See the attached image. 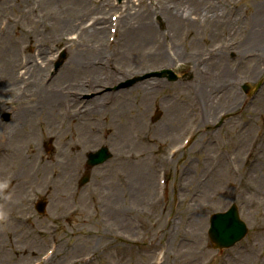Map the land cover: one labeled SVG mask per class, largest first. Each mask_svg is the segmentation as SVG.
I'll list each match as a JSON object with an SVG mask.
<instances>
[{"label":"rangeland","instance_id":"rangeland-1","mask_svg":"<svg viewBox=\"0 0 264 264\" xmlns=\"http://www.w3.org/2000/svg\"><path fill=\"white\" fill-rule=\"evenodd\" d=\"M103 1H106L107 5L113 8L107 14L97 9V5H102ZM136 1L137 0H52L46 3L44 0H0V102H4L0 104V124L7 125L12 119L10 103L20 101L22 98L29 100L27 96H31L33 92H35V84L33 83V77H31V74H35L31 71V68L35 69L33 67V62L35 65L41 64L44 68L43 75L41 74L44 76V86H57L64 90L68 88L69 85H66L67 81H64L66 78H61L60 75L65 70L64 66L69 65V59L62 64L61 68L55 71L53 65L56 62L57 56L62 53V50H67V52H70V58V56L72 57L74 54L73 51L78 47L83 50H89L90 46L93 44L92 40L88 39V34L87 37L86 33L82 35L79 34L80 30L78 31L75 28V26L77 27L76 24L74 26L72 25V29L64 33L63 36H58L59 41H57L56 35H58L59 31L58 27L54 26L59 25L62 20H66V23H68L69 20L73 21L79 19L77 24L79 25L82 23L81 28H92L95 21L105 18L107 23L105 24L106 34L104 42H106L107 37H109L111 45L109 43L110 46L106 48L104 53L97 55V58L92 57V59L85 61V63L89 62L85 65H91L94 68L98 66L104 69L105 73L114 69H120V72L124 74H118L114 78L105 79L104 83H106L103 87H95L92 88L93 91L79 95V100L82 102H89L95 95H115L118 94V92L131 91L132 88L137 85L148 83L151 86L148 93L150 102H148L146 110L141 113L142 122L140 124L145 122L149 129L152 128L155 130L154 135L157 138V142L163 145V147H161L162 152L170 149L174 145H177L178 148H183L179 155L173 159L174 162L171 166V170L167 174L168 178L164 189L157 185L156 180V174L159 170L157 163H155V158L156 155L160 154V150H157L155 146L150 149L147 169H150L153 173V177L151 176L152 189L148 191L146 198L136 205V208L139 211L147 213L148 207L145 205L146 202L148 201V203H150L155 201L157 204L152 210L153 215L150 214L148 216L150 219L153 217L154 221L151 225L142 228L138 225L136 229L128 222L132 227L130 230H124L123 232L126 234L130 233V237L139 239L143 243L153 241L154 244L158 245L160 247L158 251L161 252L157 255L156 264H160L162 261H164V264L173 263L175 257L163 260L162 256H159L163 255L164 249L174 256L176 252H179V247H171L174 242L173 238H169V243L166 239H162L160 232H162L164 228V223L166 220L171 219L181 226L185 218H187L189 223L183 224L187 225L185 230H189L190 224L197 215L192 219L188 218V214H191V212L188 203L186 201L183 202V200L186 199L185 196H188V199L190 198L191 200L202 202L203 189L212 185L211 183L219 178L218 183H221V186L231 184L228 187L230 194L224 198L225 201L222 200L218 204L213 203L214 205L212 206L210 202L209 208L203 213V216L206 218V223H203V227L201 226L200 228L202 240L199 241V245L204 253L201 259H194L196 261L190 264H236L232 262V259L237 255L245 254V252L258 241L257 238L260 237V233L264 232V220H258L259 217L253 214L251 210H248L249 208L247 206L243 207V198H240V196L237 198L236 196V191L242 190V188L246 189L244 186V182H246L245 179L258 174L257 171L254 170L250 174L251 169L248 161L251 160V157L246 156L250 150L245 144H239L242 140L240 139L237 129L240 126L248 127L249 114H252L257 99L260 98V96H264V52H260L261 45L264 46V41L261 42L262 44H259V51H257L258 49L256 47L248 48L249 36L247 29H249V26L247 24L249 23L245 21L246 19L249 21V19L252 18L258 4L264 2V0H218L214 10H219V12L222 10V13H218V19L214 20V22H212L213 20L204 19L202 15L193 21L195 23L191 21L186 27H184V24L177 21L178 25L174 24L172 29L164 13L162 0H141L139 5ZM203 1L206 2L207 0ZM203 1L199 3L193 0H178L180 3L190 2L192 5H196L201 9L203 7L207 8L206 3ZM235 4L237 8L234 10L232 6ZM143 7L144 10L148 9L146 14L152 24L150 27L151 34L147 36L149 42H143L139 37L140 33L143 32L141 29L143 27L140 28L139 25L137 27L136 24H132L133 30L131 31L133 35L132 39L130 36V39L134 41L128 45L130 42L129 40L127 45H125L126 40H122L118 28L116 29V27L111 26V24L117 16L128 13L130 9H133L132 11H138L142 10ZM154 8L157 11L155 12L156 14H153L151 11ZM231 9H233V11ZM192 18L194 19L195 16H192ZM234 18L238 20V23H236L238 25L236 26H233L234 23L233 25L231 24ZM111 20L112 22L110 23ZM87 23L90 25L87 26ZM225 23L229 25L226 26ZM14 24H17L19 29L28 34V41L26 38H23V35L16 34ZM110 30L115 31L113 37L111 35L108 36ZM69 42H73V46L70 50H68ZM62 47H65V49H61ZM9 48L11 50H9ZM226 48H231L233 51L227 52ZM158 49L161 50L163 56L162 61L155 58V53ZM77 51L79 52L78 49ZM153 59L157 61L154 62ZM7 60L17 68L15 71L17 77H15L13 81L7 80L3 75V65H6ZM222 65H228L230 68V82H228L230 87L228 90L231 91L233 96H230L229 100L219 103L222 105H218V107H220L215 112L217 116L211 117L214 121L208 123L206 128L202 129L200 134L193 137L191 140L187 137L190 141L186 146H183L182 143L184 140L182 141V139L185 137L184 133L186 130H189L188 128L194 125V120L190 119V117L188 119L186 116L185 107H194V95L197 86L200 85L203 89H205V87H211L210 92L212 95L218 93L223 94L224 90L227 92L224 86L225 83H211L219 77V67ZM161 69H170L174 71V73L180 75L189 72L193 78H191L189 82L175 84H168L164 80L145 79L129 88L115 90L121 83L136 78H143L145 75ZM20 73L23 74V77H20ZM24 73H26V75H24ZM58 76L59 79H57ZM90 78L91 75L86 72L78 78V83L82 86L86 83L88 87V85H90ZM258 82H263V85L256 94L249 97L242 94L241 85L243 83L253 86ZM94 89H97V93H93ZM126 95L127 94H124V96ZM218 95V97H221V94ZM140 96L138 91L131 93V99H139ZM119 98V100L114 98L110 100V102L104 103V105H106L108 109H111L123 101L121 97ZM81 104L83 105V103ZM168 104L174 106L168 110V106H166ZM82 105H80V107ZM223 105L230 108H226ZM38 106L44 110L41 107L43 106L42 103L38 104ZM180 107L182 108L180 109ZM55 108L59 110L57 106ZM102 110L103 109L95 110L92 115H97L98 118L103 119L102 123L104 122V125L100 123L101 119L98 120L100 124L99 128L102 132L106 131L108 133L106 137H110L115 131L121 129H125L128 132V136L130 135L132 125L130 123H125L124 119L122 122L119 118L111 120V127L105 126L106 122H108L107 120L110 119V115L107 112L102 113ZM156 111L161 113V118L157 123L153 124L151 120ZM38 112H41V110H34L33 115ZM57 113L58 112H56V114ZM183 116L187 117V121L182 120ZM42 117L44 118V116ZM259 117H261V120L254 124L255 127L261 126L264 113H261ZM172 118H177L178 122L175 125L171 124L169 128L170 134L168 135L164 132L161 134L158 132V128L166 125V121ZM252 118L255 119L254 116ZM211 119H209V121ZM221 119L225 120L223 124L216 129L215 125ZM132 122L135 125L134 118ZM43 124V127L41 126L40 129L42 130V128H44V132L41 133L37 130V134L41 135L39 147L44 161L52 165L55 162V156L58 153V148L61 143L60 140L58 144V139H60V137L55 138L53 131L56 128L61 129V126H59L61 122L56 119V121L53 120L51 124L48 122H44ZM71 132L75 133L77 137V139H75L77 147L72 150L74 152L73 155L82 156L84 150L82 151L83 147L78 144V141H82L80 138L82 134L79 132L76 133L74 129L72 131H67L68 134ZM210 136L211 138H209ZM187 138H185V140ZM112 142L113 140L108 138L95 148H92L90 145L86 148L84 151L85 153L81 157L79 169L76 171H73L74 169L71 170V187L77 196L85 197V193L97 182L95 176L110 170L115 154L112 150L114 149ZM48 146L50 152H47ZM102 147L108 149L111 154V159L103 165L91 169L89 171L88 184L80 188L78 182L86 171L85 162L87 154L95 152ZM79 149L80 152L77 154ZM220 149H223L222 151L224 152ZM157 157L159 158L160 156ZM226 157L228 158L226 161L227 164H229L230 159L233 161L234 168L236 169L234 173H231L232 169L226 171L222 166L217 168V165L220 166L222 160L225 161L224 159ZM263 165L262 167L264 168ZM112 169H116V171L122 170L118 168V165L114 164ZM107 172L105 174L106 176L100 179L102 183L108 181L112 176L111 171L109 173ZM48 173L51 174V172ZM48 173L37 175L38 177H32L27 174L24 176L26 183L22 185L24 181V178H22L14 189V193L10 196V200L21 198L22 203L19 205V201H17L16 207L18 211H20L19 214H21V217L24 220H28L25 225H10L9 232L12 242L17 248H19V246H24L34 250L33 256L30 257L26 254V257H21L19 259L12 258L13 260H10V264H29L37 255L40 257L44 254L50 239H54L56 242L61 240L62 243L71 242V238L66 233V230H68L67 226L70 222L74 223L76 220V217H74L75 215L73 217L71 215V207L74 203L68 201L66 204H63L61 202L60 195L63 194V188L59 178L55 175H49ZM261 174L263 175V173ZM261 174H258V176L262 177ZM160 182L162 183L161 179ZM240 182H242V184ZM28 185L35 187L36 190L26 193L25 187ZM193 189L194 191L198 190L200 194L190 192ZM247 190L249 189L247 188ZM98 191L105 196H109L111 188L104 185V188H98ZM118 192L120 194L118 199H116L118 200V207L124 211L127 207L125 205L126 200H130L133 197L132 195H127L129 193L121 194L120 191ZM195 194H197V196H195ZM38 200H45L47 202L46 212L42 216L37 215L34 211V204ZM143 201L144 203H142ZM232 204L237 206L239 217L245 223L248 232L246 237L233 248L218 253L210 249L208 244L206 237L207 220L210 215L224 212ZM98 207L102 210L103 206L98 205ZM0 213L2 214L1 211ZM62 213L70 216V222H63L61 220L64 218L61 215ZM91 213L93 214L94 210L91 211ZM80 214L85 215L86 213L80 212ZM33 230H35L36 233L33 232ZM149 231L152 232L151 235H148ZM1 239L4 238L3 234L0 232V240ZM32 244L36 245L33 246ZM144 256V253H137L135 250H131V248H112L106 252V260L110 264H149ZM56 263L57 261L55 264Z\"/></svg>","mask_w":264,"mask_h":264},{"label":"bare ground","instance_id":"bare-ground-1","mask_svg":"<svg viewBox=\"0 0 264 264\" xmlns=\"http://www.w3.org/2000/svg\"><path fill=\"white\" fill-rule=\"evenodd\" d=\"M44 1L48 3L52 0ZM193 1L201 3L203 0ZM136 2H138L139 5L141 0H137ZM162 2L164 13L168 18L171 29L174 24H177V21L184 24V27H186L191 21L195 23L193 21L202 15L204 19L213 20L212 22H214V20L218 19V13H222V10L220 12L219 10H214L218 0L203 1L206 3L207 8L203 7L202 9L198 8L196 5H192L190 2L180 3L178 0H162ZM232 8H237V5L235 4ZM97 9L107 14L113 8L109 7L106 1H103L102 5H97ZM132 10L133 9H130L126 15L120 16L118 19L117 28L122 40H126L125 45H127L129 40L130 42L128 45L134 41H131L133 35L131 30H133L132 24H136L137 27L138 25L140 28L143 27L141 28L143 32L139 35L141 40L143 42H149L147 36L151 34L150 27L152 24L146 14L148 9L144 10L143 7L142 10ZM151 11L153 14L157 12L155 8ZM192 16H195V18L193 19ZM245 21L249 23L247 24L249 26V29H247L249 36L248 48L256 47L258 49L257 51H259V44L264 41V2L258 4L252 18L249 19V21L248 19ZM78 22L79 19L73 21L69 20L68 23H66V20H62L59 25L54 26L58 27L59 31L58 35H56L57 41H59L58 36H63L64 33L72 29V25L74 26L76 24L77 27L75 26V28L78 31L80 30L79 34L82 35L86 33V37L88 34V39H91L93 42L89 50H83L78 47L77 49L79 52L77 49L74 50V54L72 57L70 56V58V52H66L69 65L64 66L65 70L61 73L60 77L66 78L64 81H67L66 85H69L68 88L63 90L57 86H44L43 83L45 80L44 76H42L44 68L41 64L35 65L33 62V67L35 69L31 68V71L35 74H31V77H33V83L35 84V92H33L31 96H27L29 100L22 98L20 101L10 103L12 119L7 125L0 124V211L2 212V214L0 213V232L3 234L4 238L0 240V264H6V262L10 264V260L26 257V254L30 257L34 255V250L32 248H26L24 246H19V248H17L12 242L9 232L10 225H20L24 219L21 217V214H19L20 211H18L16 207L17 201H19V205L22 203L21 198L10 200V196L14 193V189L17 187L19 181L27 174L32 177H38L37 175L47 174L48 172H51V174L48 173L49 175H55L59 178L63 188V194L60 195L61 202L63 204H66L68 201L74 203L71 207V215L72 217L75 215L74 217H76V220L72 223L70 222V216L62 213L61 215L64 218L61 220L63 222H70L67 226L68 230H66V233L71 238V242L62 243L61 240H59L57 242L58 247L56 246L55 250H51L45 259L39 260L37 255L29 264H55L56 261V264H110L106 260V252L112 248H131V250H135L137 253H144V258L147 263L156 264L155 259L157 251L160 249L158 245L154 244L153 241L143 243L139 239L130 237V233L126 234L123 232L124 230H130L132 226L134 229L138 228V225L142 228L152 224L154 221L153 217L150 219L148 216L150 214L153 215L152 210L157 204L155 201L150 203H148V201L146 202L145 205L148 207L147 213L139 211L136 208V205L146 198L148 191L152 189L151 176L153 177V173L150 169H147L151 146L157 144L156 147H162V144L156 142L157 138L154 135V131L150 130L145 122L140 124L142 122L141 113L146 110L148 102H150L148 93L151 86L148 83L141 84L133 87L132 90L128 92H118V94L110 96L105 94L95 95L89 102H82L79 100V95L93 91L92 88L103 87L106 83H104L105 79H111L118 74L124 73H121L120 69H114L105 73L104 69L98 66L94 68L91 65H85L89 63H85V61L92 59V57L97 58V55L104 53L109 46L104 42L106 34L105 24L107 21L105 18L95 21L92 28H81L82 23L78 25ZM236 23H238V20L234 18L231 24L236 26L238 25ZM225 24L227 26L230 22L229 24ZM14 29L17 35H23V38H26L28 41V34L19 29L17 24H14ZM68 46V50H70L73 46V42H69ZM9 50L11 49L9 48ZM226 50L227 52L233 51L231 48H226ZM260 52H264L263 45H261ZM155 55L157 60H163L160 49L156 51ZM157 60L153 59L154 62ZM3 66L4 77L9 81H13L14 78L17 77L15 72L17 69L16 66L8 60L6 65ZM219 69V77L211 83H225L224 86L227 92L224 90L223 94L220 93L221 97H217L218 94L215 96L211 94V87L204 86L205 89H203L200 85H196L197 90L194 95L195 108L191 107L190 109L195 110V116L199 118V122L197 123V127L192 131L193 133L208 122V117L210 115L215 114V111L219 109L218 105H222L219 103L227 101L230 99V96H233L231 91L228 90L230 87L228 82H230L231 73L229 66L222 65ZM86 72L91 75L90 85H88V87L86 83H84V86L78 83V78ZM19 75L23 77V74L20 73ZM24 75H26V73H24ZM57 79H59V76ZM96 90L97 89H94L93 93H97ZM136 91H138L141 96L139 99H131V93ZM124 94H127V97L124 96ZM119 97L123 99L119 105L111 109H108L106 105H104V103H108L114 98L119 100ZM1 103L4 102H0V104ZM41 103L43 104L41 107L44 110L38 106V104ZM81 103H83V105ZM80 105L82 106L80 107ZM56 106L59 110L55 108ZM166 106H168L167 109L169 110L174 105L168 104ZM223 106L230 108L225 105ZM182 107H180V109ZM36 109H40L41 112L33 115V111ZM98 109H103L102 113H109L110 119H108V122L105 124L107 127H111V120L117 118H119L121 122L124 119L125 123H130L132 125L130 135L128 136V132L125 129H121L115 131L110 137H106L108 133L106 131L102 132L99 128L100 124L98 120L101 119L100 123H102L103 119L98 118L97 115H92L94 113L93 111ZM56 112L58 113L56 114ZM261 113H264V96H260V98L257 99V103L252 110V115L255 119L249 117L248 122L250 123L248 127L240 126L237 129L240 139L242 140L239 144L248 146V149L253 153L256 159L257 164L251 165L250 174L254 170L257 171L258 174L263 173V175L261 174L262 177H259L258 174H256L252 175L250 178H246V182H244L246 189L242 188V190L236 191V196L237 198L238 196L243 198V207L247 206L249 208L248 210H251L253 214L259 217L258 220H264V168L262 167L264 163V119L261 123L262 127H255L254 124L261 120V117H259ZM42 116H44L46 120ZM186 116L189 117V115ZM187 117L183 116L182 120L187 121ZM133 118L136 127L132 122ZM56 119L61 122L59 125L61 129H53V135L55 138L60 137V139H58V144L60 140L61 143L58 148V153L55 156V162L49 165L44 161L41 155L42 153L39 147L41 135L37 134V130L43 133L44 128H42V130L40 129L41 126L43 127V123L48 122L51 124L53 120L56 121ZM177 122V118L168 119L166 125L158 129V132L161 134L164 132L169 135L171 124L175 125ZM73 129L76 133L79 132L82 134V136H80L82 141H78V144L83 147L82 151H85L90 145L92 148H95L108 138L113 140L112 146L114 149L112 150L115 152L114 160L110 170L108 172L106 171L107 173L111 171L112 176L108 181L102 183L100 179L106 176V172L96 175L95 179H97V182L85 193V197L77 196L71 187L72 178L70 172L72 169H74L73 171L79 169L81 157L85 153L83 151L82 156L73 155L74 152L72 150L77 147L75 140L77 137L73 132L70 134L67 133V131H72ZM79 152L80 149L77 151V154H79ZM155 160H157L162 167L167 168L168 161L164 155L155 158ZM113 164L118 165V168L122 170L116 171V169H112ZM218 182L219 178L215 179L214 182L211 183L212 185L203 189L202 202L191 200L190 198L188 199V196H185L186 199H184L183 202L186 201L188 203L191 212V214H188V218L192 219L197 215L190 224L189 230H185L187 225L183 224L189 223L187 218H185L181 226L171 219L166 220L164 228L162 232H160L162 239H166L169 243V238H173L174 242L171 247H179V252H176L174 256L164 249L162 255L163 260L175 257V261L173 260V263L170 264H190L196 261L194 259L199 260L202 258L204 251L200 247L199 241L202 240L200 228L201 226L203 227L204 223L203 213L209 208L210 202L213 206L222 200L225 201L224 198L230 194L228 187L231 184L221 186V183ZM25 183L26 180L24 178L22 185ZM240 183L242 184V182ZM104 185L111 188L109 196H105L98 191V188H104ZM247 188L250 191L247 190ZM34 190H36L35 187L31 185L25 187L26 193L28 191L33 192ZM118 191H120L121 194L129 193L127 195H132L133 197L130 200H126L125 205L127 207L124 211L118 207V200H116L120 196ZM190 192L200 194L198 190L194 191V189ZM142 203H144V201ZM98 205L103 206L102 210H100ZM93 210L94 213L92 214L91 211ZM80 212L86 214L83 215L80 214ZM128 222L131 223L132 226H130ZM33 232L36 233L35 230H33ZM151 234L152 232L149 231L148 235ZM258 238V241L254 243L245 254L235 256L232 262L236 264H264V232H261ZM36 244L32 245L34 246ZM160 264H164V261Z\"/></svg>","mask_w":264,"mask_h":264},{"label":"water","instance_id":"water-1","mask_svg":"<svg viewBox=\"0 0 264 264\" xmlns=\"http://www.w3.org/2000/svg\"><path fill=\"white\" fill-rule=\"evenodd\" d=\"M172 80H175V79L173 78ZM103 153H104V152H103ZM104 156H105V155H101V153H99V154L97 155V157L94 158V159L97 160V159H99V158H103ZM89 163H91V161H89ZM94 163H96V162H93V161H92V164H94ZM42 207H43V204H40V205H39V210H40V211H41ZM229 215H230V217H232V219H233V217H234L233 215H235V213H234V208L229 212ZM233 226L236 228V230H234V232H236V231H240V230L242 229V227H241L240 225L238 226L235 222L233 223ZM241 236H242V233H241V234H234V235L231 236V238H229V239H228V237H227V238H224V239H221L220 241H221L222 243H220L219 240H216L215 242H217L219 245H221V247H227V246L231 245L233 242H236L238 239H240ZM225 239H228V240L223 241V240H225Z\"/></svg>","mask_w":264,"mask_h":264}]
</instances>
